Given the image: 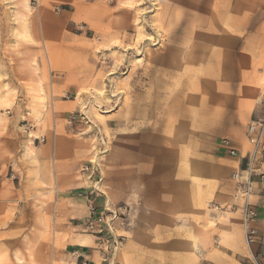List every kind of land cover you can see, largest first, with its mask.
I'll list each match as a JSON object with an SVG mask.
<instances>
[{
	"label": "rangeland",
	"instance_id": "1",
	"mask_svg": "<svg viewBox=\"0 0 264 264\" xmlns=\"http://www.w3.org/2000/svg\"><path fill=\"white\" fill-rule=\"evenodd\" d=\"M180 11L175 0H0V264H72V231L116 252L141 204L127 197L139 189L133 179L143 168L174 171L187 157L185 137H205L170 123V108L212 107L200 84L174 101L192 71L191 44L175 41ZM201 68L193 73L200 81ZM258 93L250 122L264 120V88ZM168 126L183 137L174 142ZM223 140L236 148L222 138L215 150L229 156ZM80 206L85 214L74 220Z\"/></svg>",
	"mask_w": 264,
	"mask_h": 264
},
{
	"label": "crops",
	"instance_id": "2",
	"mask_svg": "<svg viewBox=\"0 0 264 264\" xmlns=\"http://www.w3.org/2000/svg\"><path fill=\"white\" fill-rule=\"evenodd\" d=\"M248 1L175 0L176 8L183 15L174 29L180 35L175 41L187 47L191 44L185 60L192 71L185 93H180L182 99L174 101L183 102L184 95L192 94L193 85L200 84L207 91L212 107L201 111L192 105L170 108V123L174 127H188L191 133L200 132L205 137L200 141L194 135L185 137L187 145L182 147L187 149V157L174 171L162 169L151 173L143 168L133 179L139 189H129L127 197L138 195L141 204L136 211L132 206L136 218L116 252L103 253L97 249L94 235L72 231V264L246 263L248 251L241 229L242 203L234 198L235 185L231 180L235 170L243 168V162L237 157L219 155L215 148L222 138H231L240 152L246 148L244 133L245 124L250 122V106L257 102L258 90L264 88L258 71L264 68V60L253 56L263 53L264 59V16L261 18L259 14L264 0ZM244 30L248 33L244 34ZM174 58L175 55L169 60L175 62ZM200 68L204 78L201 81L193 74ZM242 103L249 109H241ZM232 108L233 116L229 112ZM166 130L174 133V142L179 135L183 137L181 130L175 131L169 126ZM169 154L175 157L174 151ZM162 157L166 156L159 152V160L162 161ZM74 187L77 189V183ZM255 189L252 203L261 212L257 224L258 248L264 264V182L256 183ZM71 193L66 197L73 198ZM107 200L111 202L109 195ZM211 202L215 207L213 214L208 209ZM85 211L80 206L74 220H81Z\"/></svg>",
	"mask_w": 264,
	"mask_h": 264
},
{
	"label": "built area",
	"instance_id": "3",
	"mask_svg": "<svg viewBox=\"0 0 264 264\" xmlns=\"http://www.w3.org/2000/svg\"><path fill=\"white\" fill-rule=\"evenodd\" d=\"M247 141L251 147L243 156L245 167L233 174L235 185L234 198L241 201V221L244 242L247 246L245 264H263L262 255L258 248L259 235L256 228L258 213L250 203V196L256 183L264 182V120L250 122L247 126ZM223 152L232 157H238L239 151L228 141L221 142ZM92 211V207H90ZM89 228L93 227L92 218L87 219ZM98 233H101L99 231Z\"/></svg>",
	"mask_w": 264,
	"mask_h": 264
},
{
	"label": "bare ground",
	"instance_id": "4",
	"mask_svg": "<svg viewBox=\"0 0 264 264\" xmlns=\"http://www.w3.org/2000/svg\"><path fill=\"white\" fill-rule=\"evenodd\" d=\"M250 149H251V147H250ZM250 149H249V150H250Z\"/></svg>",
	"mask_w": 264,
	"mask_h": 264
}]
</instances>
